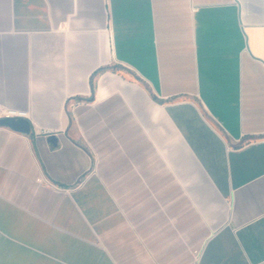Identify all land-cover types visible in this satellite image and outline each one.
I'll list each match as a JSON object with an SVG mask.
<instances>
[{
	"label": "crops",
	"instance_id": "0c3cea01",
	"mask_svg": "<svg viewBox=\"0 0 264 264\" xmlns=\"http://www.w3.org/2000/svg\"><path fill=\"white\" fill-rule=\"evenodd\" d=\"M0 110V264H264V0H0Z\"/></svg>",
	"mask_w": 264,
	"mask_h": 264
},
{
	"label": "water",
	"instance_id": "95a60500",
	"mask_svg": "<svg viewBox=\"0 0 264 264\" xmlns=\"http://www.w3.org/2000/svg\"><path fill=\"white\" fill-rule=\"evenodd\" d=\"M0 125L10 126L14 130L29 133L31 131V122L24 116H5L0 117ZM51 140H56L54 134L50 135Z\"/></svg>",
	"mask_w": 264,
	"mask_h": 264
},
{
	"label": "built area",
	"instance_id": "2783aa9c",
	"mask_svg": "<svg viewBox=\"0 0 264 264\" xmlns=\"http://www.w3.org/2000/svg\"><path fill=\"white\" fill-rule=\"evenodd\" d=\"M5 116H19V115H15V113H13V111H9V112L4 113L0 110V117H5Z\"/></svg>",
	"mask_w": 264,
	"mask_h": 264
}]
</instances>
